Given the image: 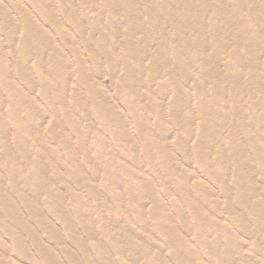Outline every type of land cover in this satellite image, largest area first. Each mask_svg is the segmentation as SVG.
<instances>
[{"label": "rangeland", "instance_id": "rangeland-1", "mask_svg": "<svg viewBox=\"0 0 264 264\" xmlns=\"http://www.w3.org/2000/svg\"><path fill=\"white\" fill-rule=\"evenodd\" d=\"M213 1L131 0L126 14L120 0H0V205L61 264H69L64 251L81 257L71 231L93 261L99 244L106 263L130 264L108 241L131 235L156 264H180L144 218L156 203L191 250L188 264H264V0H242L237 17L211 15ZM215 2L233 15L231 0ZM256 28L262 36L250 46ZM219 157L253 186L244 188L242 211L231 201L247 236L231 224L221 192L231 174L204 172L215 174ZM199 186L209 192L196 216L202 242L189 212ZM256 204L257 227L249 217ZM205 217L235 232L239 254L234 244L224 253ZM22 238L27 257L0 227V262L42 264Z\"/></svg>", "mask_w": 264, "mask_h": 264}, {"label": "bare ground", "instance_id": "bare-ground-1", "mask_svg": "<svg viewBox=\"0 0 264 264\" xmlns=\"http://www.w3.org/2000/svg\"><path fill=\"white\" fill-rule=\"evenodd\" d=\"M38 0H34V7L39 6L40 4H37ZM216 0H214L213 2L209 3L208 7L211 9V15H214L215 17H237L236 13L246 9L244 6L237 7L238 10H236V6H238L242 0H231L233 5H230L231 8V12H233V15L231 14H225L217 5V3L215 2ZM131 2V0H120V4L122 7L126 8V14H131L132 13V6L131 8L129 7V3ZM107 12L109 16L114 15V6L113 7H109L107 8ZM42 17H45V14L40 13ZM222 21V19H221ZM24 25H25V30L29 29L28 23L27 21L24 19ZM214 27L218 26V24H214ZM249 29L248 27H242L241 29H239L238 31V36L243 35L246 30ZM39 32L38 29H35V34L37 35ZM256 32L253 37L249 40L248 44L250 46H257V38H260L262 36L260 29L256 28ZM124 50L126 52H130V48L128 47H124ZM122 55V59L124 57V55L121 53ZM243 57H245V55H243ZM232 59H236L235 57ZM38 62L41 63L42 62V58L40 56H38L37 58ZM81 78L86 79V75L83 74V72L81 73ZM11 94V93H10ZM12 95V94H11ZM55 100L61 104L62 108H59L60 110L64 109V104H63V97L59 94L54 95ZM245 112V111H243ZM75 125H72V127L74 128ZM260 160V159H258ZM256 162H257V158H256ZM217 171L214 173H209V172H205V174L207 175V177L211 178V177H216V176H226L227 174H231V187L230 188H226L225 186H221V192L222 194L225 196L226 201L229 205V214H230V219H231V224L235 227L236 231L241 232L243 235L247 236L250 234V232H247L243 229V226L240 225L239 219L236 216V212L234 210V208L232 207V199L235 200V204L236 206L239 207V210L242 211V208L244 206V188L249 191L252 192L253 191V186H251L249 183H245L242 179L241 176H239V174L237 173V169H236V164L232 167L231 171L228 173L224 167L223 164V159L222 157H219L217 159ZM37 169L38 173L40 170L38 168H34ZM9 183H14V181L9 180ZM12 188H14V185H11ZM204 188V187H203ZM177 189V188H175ZM179 190V188L177 189ZM196 194L197 196L193 199L192 203L190 204V214L193 217V222H194V228L196 231V237L198 238L199 241H204L206 240L205 237H202L199 235V233L201 232V228L199 227V225L196 222V216L197 214L200 215V212L203 211V200L204 198L207 196V194L209 193L207 191L206 188H204V192L201 189V186L195 188ZM189 192V190H188ZM185 193H181L180 192V196L183 200L184 203V209H188V201L187 198H189V195ZM27 207V215H29L28 213H30V204L29 202H24ZM48 207L49 209H51V212L55 213L58 218H63V213L57 210V205L58 203H56V206L52 205L51 200L48 202ZM24 205V204H23ZM262 207H257L256 205H252L250 212L252 213L250 217V221L255 225V227L259 226L260 220L257 218L260 211H261ZM143 210V207H141L138 211V215H141V212ZM160 210H162V207L159 206L157 203L155 205V207H153V210L151 211V213L146 217H144L146 220H149L152 224V221H154V226H155V232L157 233L158 237L161 240V244L162 245H166L167 243L170 244V247H168V249L171 250V255L172 258L175 261L180 262V264H188V259L190 257V255L192 254L191 250L184 247L183 244L181 243L180 239H174V237L172 236L171 232H174L171 227H169V224L166 225V220L168 221H172L171 216H168L166 214H164V216H160L161 213L159 212ZM0 211H1V216H0V227L3 231V234H12L13 239H12V243L14 245V248L19 251L20 255L23 257H27L28 253L27 250L28 248L26 246H24V244H22V235L26 234V237L29 239V243H30V247L33 248V250L35 252L38 253V260L40 263L42 264H61V262L59 261V259H56L41 243L39 238L37 237V235L35 234V232L33 231V228H28L26 226L25 223H22L19 221L18 217H14L13 214H9V211L6 209L5 206H1L0 205ZM50 212V214H51ZM30 216V215H29ZM168 216V217H167ZM160 217H163V221H161ZM33 218V217H31ZM34 219V223L35 224H41L43 225V229L44 232L46 231V233H48V237L49 238H54V235L56 237V234H54L53 232H51L49 230V228L42 224L39 219ZM183 227L186 228L185 226V220H180ZM209 223V228H210V232L214 233V234H218L221 236L222 239V243H224V253H226L228 251L229 245L230 244H234V249L233 251L234 254H239V247L236 243V239H235V235L233 231H231L230 227L228 225H224L222 224L220 221H214L209 217H205V222ZM164 224L162 225L161 223ZM153 227V226H152ZM169 227V228H168ZM262 228L264 229V222L262 224ZM34 229H41V227H36ZM187 230H189L187 228ZM67 236L69 238V240L72 243H75V246L77 247V251L80 254V258H75L73 255H71L68 251H64L63 252V256H65L67 262L69 264H79L77 262H82V264H112V263H106L107 261V252L105 249H102L100 247L99 244H95V248L98 249H93V251L95 250L96 255L99 254V256H97L94 261L93 259H91L88 254H86L85 252H82V247L80 245V243L76 240V238H74L72 231L67 233ZM121 238H123V236L121 235ZM157 239V238H156ZM109 244L111 246V248H114L117 253H119L120 255V259L122 261V259L126 256L127 260L129 261L130 264H137L141 255V252H145V256L144 257V264H156V260L157 259H152L151 257L148 256V253L146 252V244L144 246L140 245L138 243V241L135 239L134 237L130 236H126V239H121L119 240L118 238H111L109 239ZM144 243V242H143ZM137 244V245H136ZM213 255H216L217 251L213 248ZM229 254V253H228ZM214 260L213 257H211V262ZM13 261H10L8 263H1L0 264H12ZM241 264H247L246 261H240Z\"/></svg>", "mask_w": 264, "mask_h": 264}]
</instances>
